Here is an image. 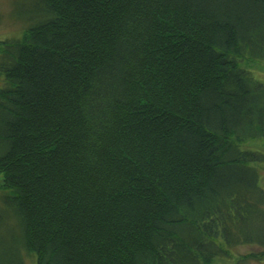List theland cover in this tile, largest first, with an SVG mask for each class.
Masks as SVG:
<instances>
[{
  "label": "trees",
  "instance_id": "16d2710c",
  "mask_svg": "<svg viewBox=\"0 0 264 264\" xmlns=\"http://www.w3.org/2000/svg\"><path fill=\"white\" fill-rule=\"evenodd\" d=\"M13 7L0 264L264 261V0Z\"/></svg>",
  "mask_w": 264,
  "mask_h": 264
},
{
  "label": "rangeland",
  "instance_id": "374dc122",
  "mask_svg": "<svg viewBox=\"0 0 264 264\" xmlns=\"http://www.w3.org/2000/svg\"><path fill=\"white\" fill-rule=\"evenodd\" d=\"M14 0H0V40L10 39L13 36H20L21 31L26 28L23 21L13 17ZM243 68L249 70L256 78L264 82V61H240ZM3 78L0 77V85ZM248 147L258 149L264 152V143L253 141L247 144ZM260 173V183L264 188V162L255 164ZM3 177L0 173V187H2ZM1 193V190H0ZM257 250L254 246H239L232 250L231 258H218L212 264H235L241 255ZM248 264H264V261L253 260Z\"/></svg>",
  "mask_w": 264,
  "mask_h": 264
}]
</instances>
